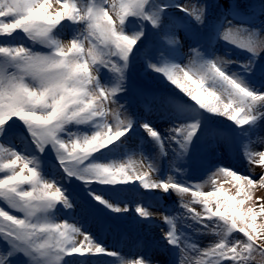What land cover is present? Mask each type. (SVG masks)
<instances>
[{"label":"snow or ice","instance_id":"1","mask_svg":"<svg viewBox=\"0 0 264 264\" xmlns=\"http://www.w3.org/2000/svg\"><path fill=\"white\" fill-rule=\"evenodd\" d=\"M251 8L241 12L229 7L209 35L210 41L246 52V60L210 56L190 46L189 62L182 65L176 58L180 33L188 37L192 24H205L207 5L0 0V264H70L66 258L74 256L89 264L88 257L98 255L112 257L110 264H152L143 254L127 259L110 251L78 221L58 218L62 209H74L63 183L73 179L88 188L92 207L117 214L129 211L122 197L137 190L136 182L145 190L175 194L183 212L162 214L169 264H264V200L253 201L252 196L257 185L264 187V136L257 134L264 121V87L256 88L251 80L264 52V22L256 26L264 16V2ZM66 30L71 32L68 39ZM150 33L157 46L155 54L152 49L145 53L146 67L194 102L161 100V116L169 125L165 132L149 120L137 122L119 104L131 60L141 46L147 47ZM17 39L21 42L15 43ZM205 113L232 122L249 171L261 169L258 180L223 165L210 170L201 183L176 178L184 172L177 162L190 156L210 118ZM137 125L158 149L154 156L141 148L142 159H135L137 151L128 149L126 141ZM17 138L22 149L15 146ZM169 150L171 174L165 177L161 163ZM48 151L62 170L59 179L45 171ZM91 185L111 187L97 192ZM206 185L210 190H203ZM135 212L143 220L153 216L140 204ZM178 218L185 221L181 227ZM205 234L215 239L201 248L196 237Z\"/></svg>","mask_w":264,"mask_h":264},{"label":"rangeland","instance_id":"2","mask_svg":"<svg viewBox=\"0 0 264 264\" xmlns=\"http://www.w3.org/2000/svg\"><path fill=\"white\" fill-rule=\"evenodd\" d=\"M177 3L188 4H202L207 5V19L203 26L191 25L189 36L185 37L184 32L180 33L181 48L176 54L177 61L179 63L187 64L189 62V47L199 46L201 51L210 56H219L227 59H234L244 61L247 59L248 54L244 51L237 49L223 41H215L217 43L215 48L210 47V29L213 23L212 19L216 11H227L228 8H232L234 11L239 9L241 12L246 11L247 5H256L259 0H176ZM248 4H247V3ZM248 11H251L248 9ZM172 12L183 17V13L173 9ZM187 20V17H184ZM70 30H66L64 38H70ZM23 37V34H20ZM3 39V38H0ZM15 43L21 42L20 39L14 41ZM26 46H30L31 42L26 39L23 40ZM156 37L153 34H149V38L145 41L147 47L141 46L132 58L129 68L127 70L126 79V92L120 95L119 104L124 105L127 115L135 119L137 122H141V119H149L154 125L158 126L161 132H165L168 128V121L166 117L161 116L164 108L161 105L163 98H172L177 100H183L186 103L192 104L193 101L189 97L185 96L174 85H172L162 74L155 73L149 70L144 61V55L152 49L155 54ZM37 50L43 51L39 45L35 46ZM231 68H235V65H231ZM264 71V52L260 53L259 59L256 63V70L251 76L253 85L260 89L263 81ZM262 74V75H261ZM110 75V74H109ZM150 109V111H149ZM210 118L205 121L202 131L199 133V137L195 140V143L191 149L190 156L185 161H178V165L184 168L183 178L181 183H201L204 181L208 172L214 170L218 165L234 168L237 172L245 175H253V178L258 180L261 169L253 166L252 171L246 162L242 159L239 152V140L233 129L235 126L232 122L227 121L224 117L212 116L205 113ZM20 131H22L20 129ZM231 141V143H229ZM129 150H136L137 155L135 159H142L139 155V150L142 148L144 154L147 156H154L158 149L149 142L146 137V133L143 132L137 125L136 131L131 133L129 139L126 141ZM15 146L17 149H22V144L19 138L16 139ZM254 148L259 149L258 145H254ZM50 158H45V171L52 175L56 174L59 179L62 174V170L58 168V161L55 158V154L48 151ZM204 157V158H202ZM172 157L168 156L162 159L161 173L162 176H167L170 173L169 163ZM226 161V163H224ZM56 165V167H52ZM179 175L176 176L178 178ZM68 186L73 184L81 193H84L87 200L82 201L76 193L68 189V194L74 203L73 210L62 209L58 213L60 220L67 219L69 222L73 220L78 221L83 227L93 236L94 240L99 242L102 246L110 251H116L127 259H135L137 256L143 254L146 257L151 258L152 264H169L170 254L164 250L163 233L167 230V225L162 219L159 221L155 219L158 215L162 217V214L175 216L173 213H169L167 209L169 206L171 210L177 215L183 212L180 208V202L175 194L163 195L159 191L145 190L139 186L136 182V191L127 194L126 200L129 211L127 213H112L109 210L100 207H92L95 204L94 201L88 196V188L77 184L74 180L71 183L63 181ZM83 187V190H82ZM89 187L94 188L97 192L103 188L111 186L91 185ZM127 187V186H118ZM225 189L230 191L231 194L235 193V189L230 184L224 185ZM68 188V187H67ZM204 191L210 190L209 186H205ZM253 201L257 197L264 200V187L259 185L252 191ZM189 197H185L188 200ZM137 204L148 207L149 211L153 213V216L148 220H143L135 212ZM123 206V205H121ZM199 211V206H195ZM108 214V217L105 215ZM118 221H114L115 219ZM178 227H181L185 221L182 218H178ZM115 222V224H114ZM185 231H188L185 229ZM203 236L196 237L198 243L202 240ZM82 239V237H81ZM2 247V245H0ZM164 257L163 262L158 261L157 256ZM70 264H80L83 260L82 257L74 256L67 257ZM89 264H110L113 260L112 257L105 255L90 256L88 257Z\"/></svg>","mask_w":264,"mask_h":264},{"label":"bare ground","instance_id":"3","mask_svg":"<svg viewBox=\"0 0 264 264\" xmlns=\"http://www.w3.org/2000/svg\"><path fill=\"white\" fill-rule=\"evenodd\" d=\"M262 2H264V0H259L258 4H256V6H259ZM246 3H247V2H246ZM247 4H248V3H247ZM247 6L250 7V8H248V9L252 10V8H251L252 5H247ZM248 9H247L246 11H248ZM257 10H258V8H257ZM224 12H225V11H223V12H222V11H216L211 23H213V22L215 21V19L217 20L218 17H219L222 13H224ZM262 22H264V16H260V17L257 19V21H256V26H257V27L262 26ZM216 46H217V43H216L215 41H211V42H210V46H209L208 49H210V47H213V48H215L216 51H217L218 49L216 48ZM217 47H218V46H217ZM262 74H263V75H262ZM262 74H261V75L263 76V78H262L261 80L263 81V83H262L261 88L264 87V71H263ZM144 120H149V119H148V118H147V119L145 118V119H143V120L141 119V122H143ZM149 121H150V120H149ZM151 123H152V122H151ZM152 124H153V123H152ZM257 134L260 135V136H264V121H261L260 126H259V128L257 129ZM257 145H258V144H257ZM253 146H254V145H253ZM258 147H260V145H258ZM168 153H169V158L172 157V153H171L170 150H169ZM202 158H204V157H202ZM224 163H226V161H225ZM182 178H183V175H179V177H178L177 179H179V180L181 181ZM167 209L169 210V213H173V214L176 216V214L174 213V211L171 210V207H170V206H169ZM155 219H157V220L159 221L160 219H162V217L156 215V216H155ZM178 222H179V220H177V226H178ZM202 236H203V238H202V240L200 241V244H199L201 248H203V247H207V246H208L211 242H213L214 239H215V237L212 236L211 234H205V235H202ZM157 259H158V261H160V263H161V262H163L164 257H162L161 255H159V256H157Z\"/></svg>","mask_w":264,"mask_h":264},{"label":"trees","instance_id":"4","mask_svg":"<svg viewBox=\"0 0 264 264\" xmlns=\"http://www.w3.org/2000/svg\"><path fill=\"white\" fill-rule=\"evenodd\" d=\"M22 127V126H21ZM23 129V128H22Z\"/></svg>","mask_w":264,"mask_h":264}]
</instances>
